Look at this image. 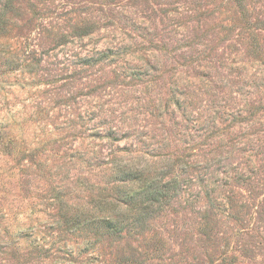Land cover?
<instances>
[{
    "label": "rangeland",
    "instance_id": "rangeland-1",
    "mask_svg": "<svg viewBox=\"0 0 264 264\" xmlns=\"http://www.w3.org/2000/svg\"><path fill=\"white\" fill-rule=\"evenodd\" d=\"M0 264H264V0H0Z\"/></svg>",
    "mask_w": 264,
    "mask_h": 264
},
{
    "label": "trees",
    "instance_id": "trees-1",
    "mask_svg": "<svg viewBox=\"0 0 264 264\" xmlns=\"http://www.w3.org/2000/svg\"><path fill=\"white\" fill-rule=\"evenodd\" d=\"M161 192L160 191H154L151 190L150 193L148 194V196L146 197L145 201L143 202L144 206V210L145 213L148 212L149 210L153 209V206L155 205V203L157 201H159V196ZM144 213L141 214V216H143ZM145 217L143 216V219ZM108 224H110L112 227H114L116 230L120 229L119 226H117V223L114 219H109V221H107Z\"/></svg>",
    "mask_w": 264,
    "mask_h": 264
}]
</instances>
